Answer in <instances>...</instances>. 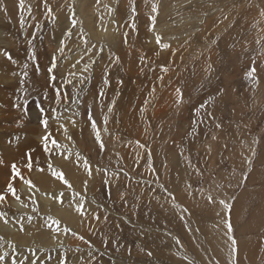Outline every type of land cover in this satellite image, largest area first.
Masks as SVG:
<instances>
[{"label":"rangeland","instance_id":"374dc122","mask_svg":"<svg viewBox=\"0 0 264 264\" xmlns=\"http://www.w3.org/2000/svg\"><path fill=\"white\" fill-rule=\"evenodd\" d=\"M7 1L0 0V114H7L1 121L5 129H0V159L9 166L14 161L20 164L25 178L33 180L39 173L37 179L50 185L46 190L49 196L64 193V197L73 192L75 197L70 195V200L83 197L84 215L76 212L80 222L76 228L54 211L45 214L32 192L36 190L27 192V186L17 180L19 204L27 205V210L20 213L15 207L16 214L8 223L11 219L16 223L5 226L0 219V236L4 238L0 253L9 249L5 244L13 235L18 238L13 244L22 248L18 258L28 257L26 264L34 259L37 264H233V259L235 264H264V178L251 179L254 170L264 168V161L257 159L264 139V102L260 104L264 97V17L260 16L264 0H83L82 5L88 3L89 8L82 13L78 4L81 0H47L51 14L45 0H25L23 10L18 7L19 0L16 4ZM153 4L158 8L156 13L151 11ZM151 16H156L154 25ZM72 19L78 23L69 38L65 32ZM89 22L99 37L88 29ZM108 32L115 35L113 44ZM158 34L161 44L168 43L169 49L162 50L156 43ZM61 40L65 41L63 54L57 51ZM257 40L262 43L257 44ZM72 44L79 46L68 52ZM32 51L36 53L35 62L29 58ZM4 52L10 53L15 62ZM53 55L58 63L55 82L49 80L47 72ZM78 59L80 63L73 69ZM253 61L258 83L245 75ZM25 63L29 66L27 78L22 77ZM85 65H90L88 71H84ZM161 66L168 71L163 72ZM74 71L75 76L68 75ZM105 76L108 85L103 83ZM236 77L240 82L233 88L228 80ZM64 78L73 83L64 84ZM56 87L70 99L56 103ZM101 89L103 97L99 96ZM257 94L262 97L255 98ZM25 99L27 112L14 107L17 102L23 105ZM113 100L115 106L109 113ZM36 102L46 110L47 132L63 145L50 153L41 147L45 134L41 121L34 125L30 121L31 111L38 115ZM202 104L204 108H200ZM89 108L101 129L104 151H100L87 119ZM254 111L252 118L250 113ZM104 115L109 117L107 131H103ZM216 124L221 126L217 128ZM61 125L71 139L64 135ZM30 141L38 166L46 169L52 161L56 170L65 173L71 190L54 177L35 171V167L31 173L23 167ZM253 149L255 156L251 154ZM149 151L151 165L147 162ZM76 153L87 157L93 169L105 168L106 175L93 171L88 179ZM174 156L179 165L186 166L190 177L179 189L173 179ZM247 158L252 160L251 171ZM66 162L70 163L66 166ZM244 173L247 179L242 182ZM10 175V167L0 166V192H4ZM37 192L45 193L40 189ZM209 194L213 203L206 198ZM241 194L242 209L236 214ZM5 195L12 202L14 197ZM220 200L231 207L225 208ZM4 206V201L0 202V213L7 215ZM49 216L60 224L48 227ZM226 222L231 223L237 241L234 257ZM38 224L36 234L41 238L19 246L20 237L33 236ZM65 227L71 230L67 244L56 240L45 245L46 238L54 236L50 231H64Z\"/></svg>","mask_w":264,"mask_h":264},{"label":"snow or ice","instance_id":"6c2138e0","mask_svg":"<svg viewBox=\"0 0 264 264\" xmlns=\"http://www.w3.org/2000/svg\"><path fill=\"white\" fill-rule=\"evenodd\" d=\"M100 0H97V3H99ZM18 7L23 10L24 7H25V0H19L18 2ZM45 7L47 8L48 10V13L51 14V8L48 7L47 5V0H45ZM6 10V9H5ZM133 11H135V8L132 9ZM30 11V9H29ZM111 11V10H110ZM151 11L153 13H156L158 11V8L155 4H153L152 6V9ZM74 14V13H73ZM260 16L261 17H264V9H262L260 11ZM150 19L152 20L153 22V25L155 24V21H156V16H151ZM226 19V17H225ZM77 20L75 19H72L71 20V26L69 27V29L66 30L65 32V35L68 36L69 38L71 37L72 35V29L76 26L77 24ZM21 24L23 25V20L21 21ZM133 28H135V25L133 24L132 25ZM127 34L125 33V36ZM156 39V43L158 45H160L163 49H169L170 48V45L168 43H163L161 44V36L160 35H156L155 37ZM215 41H213L214 43ZM29 43H31V41H29ZM83 43L85 45H87L88 41L87 40H84ZM257 44H261L262 41L261 40H257L256 41ZM58 52H60L61 54L64 53L65 51V44H64V41L61 40L60 41V46L58 47L57 49ZM4 55L7 57L8 60L12 61V56L10 53H7V52H4ZM31 60H33L34 62L36 61V53L35 51H32L30 53V57H29ZM66 58V57H65ZM80 59H83V57H81ZM80 59H78L76 61V63H74L71 67L74 69L76 68V65L80 63ZM143 59V58H142ZM13 63L15 61H12ZM92 63H95V61H93ZM28 64L25 63L23 65V72H22V77L23 78H27L28 76ZM58 67V63H57V57L55 55H53L52 59H51V62H50V66L48 67L47 69V72L49 73V80L51 82H55L57 77L56 75L54 74V71L57 69ZM90 65H85V68H84V71H88ZM36 70L37 72L39 71V64L37 63L36 64ZM161 70L163 72H167L168 69L167 67H164V66H161ZM69 76H75L76 73L75 72H69L68 74ZM246 77L248 79H250L251 81H253L254 83H258V78H257V67H256V64H255V61L252 62V66L247 70L246 72ZM158 79H163V77H159ZM22 83L24 82V79H22L21 81ZM83 82V80L81 81ZM64 83L66 84H71L72 81L71 79H67V78H64ZM103 83L104 85H108L109 84V80L107 78V76H105L104 80H103ZM122 83V81L120 82ZM177 94L178 96L180 95V90L177 89ZM224 90L223 89H220V92H223ZM152 92L154 93L155 92V88L152 89ZM105 95L104 93V90L101 89V91L99 92V96L100 97H103ZM55 97H56V103H61L63 100H68L70 99V97L68 96V94L66 92H62L61 91V88L60 87H56L55 89ZM45 98H47V96L45 95ZM73 103H75V101H72ZM180 100L178 99L177 100V103H179ZM148 102L145 101V104H147ZM27 104H28V101L27 99L24 100V103L23 105L20 104L19 102H17L16 104H14V107L17 108V109H21L23 108L25 112H27ZM36 106L37 108L39 109L40 113L42 114L43 118L41 119V124L44 126L45 128V134L41 137V147L43 148V150L46 152V153H50L52 151V149H58V148H61L63 147V145L59 144V142L52 138L51 137V134L49 132H47V128H48V118L47 116L45 115L46 113V110L45 108L40 104V102H36ZM115 106V100L112 101V103L108 106V112L111 113L113 108ZM205 105H201L200 108H204ZM52 112H55L56 110L53 108L51 110ZM200 109L198 108L197 109V112L199 113ZM207 115L209 117L212 116V113L211 112H208ZM87 119L88 121L90 122V127L94 133V137H95V140L98 142L99 144V149L100 151H104L105 150V143L101 137V129L98 128V123L96 121V119H94L93 117V114L91 112V109L89 108L88 110V113H87ZM108 120H109V117L108 115H104L103 117V124L105 125V127L103 128V131H107V127L106 125L108 124ZM71 123L73 124V126H75V123L76 121L75 120H72ZM217 128H219L221 125L220 124H216L215 125ZM62 128H64V135L68 138V139H71L70 136L67 135V128L64 127V125H61ZM193 131H195V129L193 128ZM189 135H191V133H189ZM19 136H16L14 137V140L15 141H19ZM213 139H216L215 136H213ZM13 141L10 140L9 143H12ZM49 143H51L52 145V148L50 149L49 148ZM138 146L139 147H145V145H142V144H139V142H137ZM35 151V149H29L27 152L24 153V163H23V167L25 169H27V171L29 173H31L35 167V171L37 172H45V168L44 167H39V160L37 159L36 161L33 160V156H32V153ZM209 151H210V148H209ZM252 156H255V150L253 149L252 150ZM181 155H183V152H181ZM64 159H68V156H64L63 157ZM185 160L189 163V166L191 167V161L190 159L185 156L184 157ZM76 160L79 161V162H82L83 164V169L84 171L86 172L87 174V177L88 179H91L93 177V171L95 172H98V173H101L102 175H106V172L107 170L105 168H101V167H95V169H93V166L91 165L90 161L88 160L87 157H82L80 153H76ZM148 164L151 165V153L149 151L148 153ZM246 163L248 164L249 168H248V171H251V163H252V160L250 158H247L246 159ZM0 166H3V167H10V177L6 183V186H5V190L4 192H0V202H3L6 200V195L5 193H10L12 197L15 198L16 201H20L21 200V197L19 195H17V188L15 186V182L17 180H20L22 181V183L24 185L27 186V188L29 190H32V189H35L36 191H39V188L37 187V185L33 182L32 179L30 178H25L23 173H22V170H21V166L20 164H18L17 162H12L9 165L5 164V161L3 159H0ZM47 169L49 170L50 172V175L52 177H54L56 180L58 181H61L64 185H67L68 189L71 190L72 189V185L71 183L65 178V173L62 171V170H56L52 163L51 162H48L47 163ZM152 171H155V169H152ZM197 173H199V169H196ZM88 179H86L83 183H84V186L85 188L87 187V184H88ZM247 179V173H244L243 174V179H242V182L243 180H246ZM104 183H108L107 180L104 181ZM162 187V186H161ZM52 195V198L59 201V202H63L62 201V197L64 195V193H59V194H50ZM76 196H79L80 194L79 193H75ZM123 198V196H122ZM207 200L209 203H213L214 200H213V197L209 194L207 197ZM83 197H81V200L80 201H76L75 202V211L80 214L81 216L84 215V211H83ZM33 203H35V200H33ZM220 204L224 205L225 208H230L231 206L228 205L224 200H220L219 201ZM27 205H25L26 207ZM33 211H37V209H33ZM185 211H187V209H185ZM94 218L96 220H99L100 217L99 215H95ZM0 219H4V223L7 224L8 223V220L6 219V214L5 213H0ZM107 219V217H105V220ZM181 219H183V217H181ZM29 220H31V218L29 217ZM48 220L51 221V224L48 225V227H51L52 224H55V225H59L60 224V221L57 220V219H54L52 218L51 216L48 217ZM227 223V222H226ZM20 230L23 231L24 230V226L23 224H21L20 226ZM64 231L65 232H69L71 231L69 228L65 227L64 228ZM232 231H233V228H232V225L231 223H227V235H228V238L229 240L231 241V252L233 254V257L235 256V253L237 252V241L236 239L232 236ZM73 235H75V233H73ZM81 240H83V237H80ZM3 240L4 238L2 236H0V247H3ZM108 242L105 241V244H107ZM177 243H179V240H177ZM8 248L11 249V255L8 251H4L2 253H0V264H8V261H10V264H26V261H28V257H24L22 259H19L18 258V250H17V247L12 244L11 242L8 243ZM147 255L149 257L152 256V252L151 251H148L147 252ZM89 256L91 257L92 256V253H89ZM30 264H37V261L34 259L30 262ZM61 264H64V261H61ZM233 264H235V260L233 259Z\"/></svg>","mask_w":264,"mask_h":264},{"label":"bare ground","instance_id":"6f19581e","mask_svg":"<svg viewBox=\"0 0 264 264\" xmlns=\"http://www.w3.org/2000/svg\"><path fill=\"white\" fill-rule=\"evenodd\" d=\"M15 1V0H14ZM81 1H83V0H81ZM85 1H87V0H85ZM92 3H95V0H90ZM78 2H79V0H78ZM90 2V3H91ZM163 2H165V0H163ZM7 3H12V0H10V1H7ZM6 3V4H7ZM82 3H84V1L83 2H79L78 4H79V7L81 8L80 9V12L82 13L86 8H89V4L87 3V4H85V5H82ZM14 4H16V1H15V3ZM161 6H162V4H161ZM163 8H164V6H162ZM225 8V7H224ZM7 10H10L9 8L7 9ZM91 10V9H90ZM93 10V9H92ZM6 11V10H5ZM93 12H94V10H93ZM161 12V11H160ZM169 12V11H168ZM162 13V12H161ZM186 13V12H185ZM107 14V13H106ZM109 15V14H108ZM160 16H162V15H160ZM98 19V18H97ZM94 20V19H93ZM71 21V20H70ZM91 22V21H90ZM90 22L87 24L88 25V29L89 28H91V30H90V32L94 35V36H96V37H99V34H98V31H97V29L94 27L93 28V24H90ZM161 24V23H160ZM181 24V23H180ZM71 25V24H70ZM96 26V25H95ZM104 26H106V25H104ZM108 26V25H107ZM106 26V27H107ZM159 27H160V25H158ZM161 28H164V27H161ZM160 28V29H161ZM167 28V30L168 31H171V30H169V28L168 27H166ZM165 28V29H166ZM104 29V28H103ZM164 29V30H165ZM192 29V28H191ZM190 29V30H191ZM74 30H75V27H74ZM99 30V29H98ZM105 31V30H104ZM109 31H110V28H109ZM155 31V30H154ZM173 31H175V30H173ZM173 31L171 32V34H173ZM166 32V31H165ZM75 33L77 34V31H75ZM75 33L73 34L74 36H75ZM100 33V32H99ZM108 33H110V35H109V41H111L112 42V44L114 43V41H113V38L115 37V35H114V33H111V32H108ZM155 33V32H154ZM104 34V33H103ZM160 34V33H159ZM158 34V35H159ZM163 34V33H162ZM165 35V34H164ZM163 35V36H164ZM167 35V34H166ZM106 36H108V35H106ZM106 36H104V37H106ZM73 37V36H72ZM103 37V36H102ZM103 37V38H104ZM165 37H167V36H165ZM82 38V37H81ZM170 38V37H169ZM124 39V38H123ZM153 39V38H152ZM168 40V39H167ZM65 42V41H64ZM81 42H82V40H81ZM120 42H122V41H120ZM110 43V42H109ZM111 44V45H112ZM121 44V43H120ZM163 44V43H162ZM97 45V44H96ZM79 46V45H78ZM78 46H77V44H72V45H70L69 46V50H68V52H71L73 49H77L78 48ZM162 50H163V48L162 47H160ZM180 47L178 46L177 47V51H178V49H179ZM174 49H176V47L175 48H173L172 50H171V52L174 50ZM166 50V49H165ZM67 51V50H66ZM166 52V51H165ZM83 53V52H82ZM94 53V52H93ZM173 53V52H172ZM176 53V52H175ZM86 54H87V52H86ZM78 55V54H77ZM176 55V54H175ZM174 55V56H175ZM76 56V55H75ZM170 56H171V53H170ZM172 57V56H171ZM3 59H4V57H2ZM1 59V58H0ZM75 72V71H74ZM55 73V72H54ZM76 73V72H75ZM67 75V74H66ZM239 75V74H238ZM237 75V76H238ZM240 75H241V73H240ZM239 75V76H240ZM65 77V76H64ZM60 79V78H59ZM76 81V80H75ZM229 81V85L230 86H232L233 88H236L237 86H238V83L240 82V78H238V77H236V78H234V79H232V80H228ZM64 82V81H63ZM73 83V82H72ZM80 83V82H79ZM65 84V83H64ZM62 85V84H61ZM67 85V84H66ZM65 85V86H66ZM73 85V84H72ZM77 87V86H76ZM258 96H259V94H257L256 95V97L253 95L252 97H255V98H258ZM262 97V96H261ZM260 97V98H261ZM98 98V97H97ZM260 98H258V99H260ZM262 100V102L260 103V104H262L263 102H264V97L261 99ZM88 103H89V101H88ZM247 105H250L249 104V100L247 101ZM259 108V107H258ZM256 109V108H255ZM260 110V109H259ZM255 113V111L254 112H251L250 113V116L252 117V118H254V116H253V114ZM2 114V113H1ZM0 114V129H2L3 128V130L5 129V127L3 126V125H1V121L2 120H4L5 118H7V114H3V115H1ZM35 114V110L34 111H31V113H29V116H30V121L31 122H33V125L35 124V123H40V121H41V117H40V112L38 111V115H34ZM159 114V112H157V115ZM259 114V113H258ZM256 118V117H255ZM39 136V135H38ZM37 138V137H36ZM82 140V138L81 137H79V141H81ZM218 143H220V141H218ZM66 147V146H65ZM29 148H31V149H35L34 148V145H33V142L32 141H30V144H29ZM53 159V158H52ZM257 159L259 160V161H264V139L262 140V143H261V151H260V155H259V157H257ZM174 164H173V179H174V182H176L175 183V186H176V188L177 189H179V188H181V187H184L185 185H186V183L189 181V171L187 170V168H186V166L185 165H179L178 164V158H177V156H174ZM52 162V161H51ZM56 162V161H55ZM57 163L58 164H61V161H59V160H57ZM70 162H66L65 163V165L67 166V164H69ZM61 165H63V163L61 164ZM28 174V173H27ZM43 174H48V175H50V172H49V170L46 168L45 169V172H43ZM46 177H48L47 175H45ZM51 176V175H50ZM39 177V173H37V176L35 177V179H33V182L38 186V188L42 191V192H45L44 194H40V192H37V191H32V190H29V189H26V191L27 192H30V191H32L33 192V194H34V196H35V198L36 199H39V201L37 202L40 206H39V208L41 209V211L42 212H44L45 214H48V213H51L52 211H54L55 213H57V215L61 218V219H64L65 221H66V223L67 224H71V225H73V226H75L76 228H77V225L78 224H80V222H78V219H79V217L76 215V211H75V202L76 201H78V199L77 200H75V201H72V200H70L71 198H70V195L71 194H69V193H67V194H69V195H65L63 198H62V201L63 202H59V201H57V200H55V199H53L52 198V195L51 196H49L48 194L50 193V192H48V191H46V190H48V187H50V185H47L48 183L47 182H42V180L41 179H37ZM52 177V176H51ZM48 178H50V177H48ZM258 178H260V179H262V178H264V168H258V169H256V170H254L253 172H252V174H251V179H258ZM36 179H37V182H36ZM20 183H21V186H24V184L22 183V181H20ZM58 184V183H57ZM47 185V186H46ZM58 185H60V186H63V185H61L60 183L58 184ZM68 188V187H67ZM69 190V189H68ZM74 193H77V191L75 190V192ZM249 194V193H248ZM251 194H253V193H251ZM245 195V194H244ZM73 198L75 197L74 196V194H73V192H72V195H71ZM241 199H244V196L241 194V196L239 197V199L237 200V202H236V207H235V211H236V214H238L240 211H241V209H242V207H241ZM12 200V202H9V201H7V200H5L4 201V208H2L3 209V211H5L6 213L8 212V214L6 215V219L8 220V222H9V220H10V218H12V217H14L15 215L14 214H16V212H15V207H18L17 208V211L18 212H20V213H23V212H25L26 210H27V208L26 207H22L19 203H20V201H16V200H14V198H12L11 199ZM70 200V201H69ZM35 208V207H34ZM1 209V208H0ZM36 209V208H35ZM264 211V210H263ZM261 212L262 214H264V212ZM261 216H263V215H261ZM263 219V218H262ZM13 219H11V221H10V223H7V224H12V223H16L17 222V220H13ZM251 222H254V220H252ZM5 226H6V224H4ZM4 225L2 224V227H4ZM63 225V224H62ZM253 226V225H252ZM251 226V227H252ZM59 227V226H58ZM57 227V228H58ZM250 227V226H249ZM248 227V228H249ZM73 230H74V228H72ZM39 230H40V224H38L37 225V230L34 232L35 234H33V236H27V237H20V242H18V243H20V245L19 246H21V242H23L22 244L23 245H25L26 244V242H28V244H26V246H28V245H30L29 243H30V241H37L38 239H39V235L38 234H36V233H38L39 232ZM70 232V231H69ZM69 232H65V231H61V229H53L52 231H50L49 233H52V234H54V236L53 237H51L50 238V236L49 237H47L46 239H47V241H46V243H45V245H51L52 243H54V242H56V240H57V242H59V243H63V244H67V242L69 241V239H70V236H69ZM71 233V232H70ZM41 238V237H40ZM18 238L16 237V238H14V236L13 235H11L10 237H9V240H8V242L5 244V247H8V243L9 242H11L12 244H13V240H17ZM19 241V240H18ZM70 243H72V240L69 242V244ZM262 244V243H261ZM263 245V244H262ZM264 246V245H263ZM3 247H0V250L2 249ZM264 248V247H263ZM66 249V248H65ZM65 249H56V251H58V252H63ZM17 250H18V253L19 252H21L22 251V248L21 247H17ZM9 253H10V255H11V249H8L7 250ZM29 253H32V252H29ZM28 253V254H29ZM50 253V252H49ZM251 253H252V251H251ZM250 253V254H251ZM255 261V260H254Z\"/></svg>","mask_w":264,"mask_h":264},{"label":"crops","instance_id":"0c3cea01","mask_svg":"<svg viewBox=\"0 0 264 264\" xmlns=\"http://www.w3.org/2000/svg\"><path fill=\"white\" fill-rule=\"evenodd\" d=\"M244 225V224H243ZM252 264H255V263H252Z\"/></svg>","mask_w":264,"mask_h":264}]
</instances>
